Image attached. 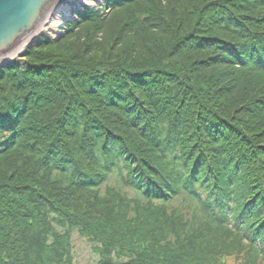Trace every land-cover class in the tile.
<instances>
[{
  "label": "trees",
  "instance_id": "1",
  "mask_svg": "<svg viewBox=\"0 0 264 264\" xmlns=\"http://www.w3.org/2000/svg\"><path fill=\"white\" fill-rule=\"evenodd\" d=\"M65 28L0 68V264H264V0Z\"/></svg>",
  "mask_w": 264,
  "mask_h": 264
},
{
  "label": "water",
  "instance_id": "2",
  "mask_svg": "<svg viewBox=\"0 0 264 264\" xmlns=\"http://www.w3.org/2000/svg\"><path fill=\"white\" fill-rule=\"evenodd\" d=\"M67 0H0V68L20 56L59 5Z\"/></svg>",
  "mask_w": 264,
  "mask_h": 264
},
{
  "label": "rangeland",
  "instance_id": "3",
  "mask_svg": "<svg viewBox=\"0 0 264 264\" xmlns=\"http://www.w3.org/2000/svg\"><path fill=\"white\" fill-rule=\"evenodd\" d=\"M99 1L101 0H82V5H85L87 7H92L93 5H98ZM61 15L63 17H67L69 16V13L61 14ZM56 18L55 20L49 21L50 26L48 23L47 27L50 28V31L47 34L51 35L53 31H61V33L64 32L62 29L61 30L59 29L62 24L61 21L62 17L60 20H56ZM62 37L63 36H61V38ZM72 246H73L72 253H73L74 264H93L95 262L96 260L95 254L93 253L89 245L86 243V241L84 239L79 238V236L76 233L73 234Z\"/></svg>",
  "mask_w": 264,
  "mask_h": 264
},
{
  "label": "bare ground",
  "instance_id": "4",
  "mask_svg": "<svg viewBox=\"0 0 264 264\" xmlns=\"http://www.w3.org/2000/svg\"><path fill=\"white\" fill-rule=\"evenodd\" d=\"M77 4H80V6L82 5V2L80 0H77ZM76 5V0H67V2L61 4L57 10L53 13V15L50 13L49 16H50V21L52 20H60L61 17H62V20H69V18H66V17H63L61 14H65L66 11L68 9H71L73 8L74 6ZM92 7H97L95 5H93ZM70 17V16H69ZM49 26H50V23H49ZM50 29V28H49ZM49 30H47L46 32H48ZM37 40L34 42V41H31L29 42V44L25 47L26 49L30 48L31 46H34L36 44ZM10 63V61L7 63V65ZM6 65V66H7ZM26 85V82L25 81H22L19 85L18 88H22L23 86Z\"/></svg>",
  "mask_w": 264,
  "mask_h": 264
}]
</instances>
